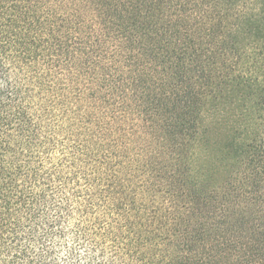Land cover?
Returning <instances> with one entry per match:
<instances>
[{
    "label": "trees",
    "instance_id": "obj_1",
    "mask_svg": "<svg viewBox=\"0 0 264 264\" xmlns=\"http://www.w3.org/2000/svg\"><path fill=\"white\" fill-rule=\"evenodd\" d=\"M5 257L264 264V0H0Z\"/></svg>",
    "mask_w": 264,
    "mask_h": 264
},
{
    "label": "clouds",
    "instance_id": "obj_2",
    "mask_svg": "<svg viewBox=\"0 0 264 264\" xmlns=\"http://www.w3.org/2000/svg\"><path fill=\"white\" fill-rule=\"evenodd\" d=\"M21 235H27V232L21 233ZM79 239V237H77ZM69 240H71V236H69L66 240L61 241V244L68 243ZM81 243H83L81 241ZM70 249H76L78 251V246L76 244H70ZM25 251L29 252L30 258H39V254L41 253L42 249L35 246V244H32L31 246L28 245V242H25ZM14 255H19V252H15ZM8 257H5L3 260H0V264H7ZM21 264H27V261H22ZM61 264H68L67 257L64 258L63 261H61Z\"/></svg>",
    "mask_w": 264,
    "mask_h": 264
}]
</instances>
